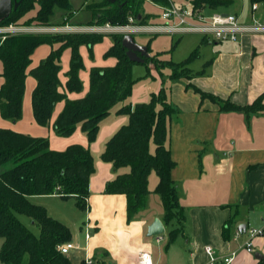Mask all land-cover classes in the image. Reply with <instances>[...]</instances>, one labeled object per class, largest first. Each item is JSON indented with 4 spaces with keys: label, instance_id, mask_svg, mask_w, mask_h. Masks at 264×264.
<instances>
[{
    "label": "crops",
    "instance_id": "0c3cea01",
    "mask_svg": "<svg viewBox=\"0 0 264 264\" xmlns=\"http://www.w3.org/2000/svg\"><path fill=\"white\" fill-rule=\"evenodd\" d=\"M15 3L16 0H0V21ZM85 6L83 2L70 18L66 17L65 25L50 23L47 27L69 26L67 28L85 29L90 25L73 22ZM222 10L216 12L224 13ZM250 11V18H243L238 12L233 14L243 24H249L257 20H254V16L258 17L252 4ZM13 26L25 28L26 25ZM162 33L171 34H157ZM189 34L199 37L189 40L184 55H180L186 57L174 62L185 60L194 49L201 47L199 58L189 66L191 78L168 80L165 83L169 101L175 109L168 124L166 146L176 164L172 179L177 186L179 203L185 213L182 233L169 243V233L173 228L164 223L161 198L154 194L158 179L153 182L152 189L148 186L150 193L146 207L128 222L126 196L105 194V188L117 175L129 172V168L115 169L112 164L99 160L95 165V173L90 178L87 210L89 225L94 231L87 239L88 226L85 225L84 245L80 244V234L71 232L75 247L68 257L73 264H80L86 258L95 264H140L141 252H149L153 264H206L208 255L204 250L205 246L213 247L217 256L236 253L232 264H264V235L253 239V253L243 247L249 239L248 231L251 228H264V112L250 115L244 111L222 112L219 105L210 99H202L196 92L199 89L240 106L252 104L264 93V35H245L237 41H216L201 34ZM179 39L174 48L179 45ZM126 41L129 56L139 60L137 52L144 50L131 45L133 42H129L127 38ZM112 45L111 35L103 34L102 40L93 46L91 58H88V47H80L84 63L80 72L83 89L81 92H67L69 99L82 98L88 93L91 68L115 66L116 58L104 56ZM57 47L58 44L46 43L34 51L25 82L23 117L17 122H10L0 115V127L33 137L47 138L50 148L57 151L65 150L72 144H80L88 147L95 159H101L100 154L106 142L122 125L128 123V116L121 115L119 110L124 105L134 107L138 103L149 101L150 95L159 91L163 81L156 71L151 74H147V71L146 76L138 77L142 80L136 82L127 102L117 108L112 118H108V115L101 121L95 142H88L80 126L71 136L62 137L55 132L53 123L63 110L65 102L56 104L49 125L37 124L32 106L36 80L30 75V70L38 66ZM174 48L172 43V49ZM164 52L167 53L168 50ZM70 58L71 50L66 49L61 57L62 69L59 73L62 91L68 80L66 73ZM169 74L170 71H164V76ZM3 82L4 78L0 77V86ZM151 202L159 203L161 211L151 210ZM156 218L161 220L165 231L160 236H154L153 241L149 239L148 227ZM241 224H246L243 233L238 230ZM237 231L240 232L238 238L235 237Z\"/></svg>",
    "mask_w": 264,
    "mask_h": 264
},
{
    "label": "trees",
    "instance_id": "16d2710c",
    "mask_svg": "<svg viewBox=\"0 0 264 264\" xmlns=\"http://www.w3.org/2000/svg\"><path fill=\"white\" fill-rule=\"evenodd\" d=\"M146 0H102L87 3L85 9L91 12L89 25H125L129 17L146 24L150 15L142 13ZM162 7L169 6V0H149ZM264 0H251L258 3ZM197 11L210 9L218 11L232 0H191ZM34 16L29 17L36 9ZM70 9L69 0H20L19 5L0 21V26L40 25L50 26L55 8ZM70 18V16L68 17ZM67 21L64 20V25ZM113 45L104 54L114 57L113 67H93L90 70V89L78 99H69L67 92H81L83 82L80 72L84 68L80 53L81 46L92 52L103 34H0V61L3 71L0 77V115L3 119L17 122L23 117V96L27 70L31 56L42 44H58L38 66L30 70L36 80L32 93L33 114L37 124L47 126L51 122L58 102L65 105L53 123L55 132L62 137L71 136L80 126L89 143L96 141L100 123L115 104L128 99L137 80L132 78L135 64L144 65L149 71L153 63L163 85L153 92L147 102L134 107L126 105L119 110L128 116V123L122 125L106 142L101 159L115 169L129 168V172L117 175L109 181L105 194H123L127 200V221L131 222L148 202L149 176L154 171L158 176L155 187L162 201L164 223L173 229L169 243L182 233L185 220L184 208L179 203L177 186L172 179L175 162L166 146L168 124L175 112L169 101L166 79L191 78L190 64L200 56L201 47L194 49L181 62L166 60L169 52L157 53L146 60L132 59L123 44L121 34H111ZM178 41H176V44ZM173 45V48L176 46ZM66 49L71 50L68 80L62 91L59 73L61 57ZM139 54V53H138ZM157 58H156V57ZM154 57V58H153ZM140 59V58H139ZM170 74L164 76V71ZM202 99H210L220 106L222 112L244 111L247 115L264 112V93L252 104L237 105L196 89ZM154 144V151L151 145ZM95 173L91 150L80 144H72L65 150L50 148L47 138L33 137L8 128L0 127V248L1 264H73L57 246L72 241L68 226L49 216L45 208L30 202L31 197L57 195L63 199L74 198L76 205L88 209L90 178ZM18 214L30 217L40 228V236L33 233L18 218ZM226 234V229L224 230ZM80 264H87L83 260ZM92 264H95L94 262Z\"/></svg>",
    "mask_w": 264,
    "mask_h": 264
},
{
    "label": "rangeland",
    "instance_id": "374dc122",
    "mask_svg": "<svg viewBox=\"0 0 264 264\" xmlns=\"http://www.w3.org/2000/svg\"><path fill=\"white\" fill-rule=\"evenodd\" d=\"M100 1H102V0H92V1L70 0L69 1L70 2V9H66V10L65 9H61V8H55L54 9V13H53V15L50 18V23H52L53 25H59V24L64 23V19L66 17H69V16L73 15L81 7L83 2L85 4H87V3L93 4V3H99ZM19 2H20V0H16V3L14 4L15 6L14 5L13 6L14 7L18 6ZM169 2L173 3L174 5H176L178 7L187 6V7L192 8L191 0H169ZM251 4H252L251 0H232V3L230 5L225 6V7L221 8V9H223L222 11H224V13L238 12L241 17L250 18ZM36 8H38V6H36ZM35 12H36V9L33 10L31 12V14H34ZM162 12H163V8L162 7H160L158 4H155V3H153V2H151L149 0H146L144 2L143 6H142V13L143 14L145 13L146 15L152 16V18L149 19L150 21L147 22L148 25L149 24H151V25L152 24H162V25L166 24L167 22L162 21V19L160 18V15L162 14ZM212 12H211L210 9H206V10H204V15L209 17L212 14ZM249 12H250V14H249ZM255 13H257L258 17L254 16L255 15L254 14L253 15L255 17L254 20L255 19H257V20L259 19V20H262V22H264V1L258 2V7L255 10ZM88 18H90L89 21H87ZM91 18H92L91 12L88 9H84L73 20V22L74 23H80V25H89V22H91ZM96 26L97 25H90V26L86 27L84 29V31H80V32H77V33L101 34V33L95 32V31H91V28H97V27L102 26V25H98L97 27ZM25 27L30 28L29 32H31L32 34H49V35L50 34L51 35L52 34H55V35H57V34L58 35L59 34H75L73 32H67V31H65L63 33H59V32L55 33V32H51L50 30H48V31L45 30V32L42 31L41 29L37 30V28L38 29L39 28H49L47 26H40V25H37V26H25ZM59 27H62V26H59ZM13 28L20 29V28H23V27L22 26L21 27H16V26H13V25L0 26V34H10V35L24 34L23 31H20L19 33L18 32H14V31L10 32V31L14 30ZM1 29H3V31H8V30H10V31L9 32H1L2 31ZM34 30H37V31H34ZM78 30H80V29L78 28ZM26 34H28V33H26ZM121 35H123V37H124V42L126 41V38H127V40H129V42H130V40L133 42V43H130L131 45L136 46L139 49L144 50V51L137 52V55H136V56H138V59L140 58L139 60H141V61L146 60L148 57L152 58V56H154L155 54L162 53L165 50H168L169 53L165 54L163 56L164 59L173 60V61H180V60H182V59H184L186 57V56H180V55H184L183 53L187 49V45L186 44H188L189 40H193L196 37H199V35H192V34H189V33H186L184 35L183 34L175 35V36L172 35V34H164V33H162V34H141V33H139V34H136V35H133V34H130V33H125V34H121ZM179 38L181 39L179 45L176 48L172 49V43H173V45H175L176 41H178ZM124 42H123V44L125 45ZM92 55H93V52L89 51L88 58H91ZM186 55H188V54H186ZM0 69H2L1 70V72H2L3 71V65H2L1 61H0ZM149 71H150V74L153 73V71H156L155 66H154L153 63L149 64ZM165 71L169 72V70H167V69ZM146 72H147V68L144 65L137 63L133 67L132 78L137 80V82H140L142 80V78H138V77L146 76L148 74V72H147V74H146ZM156 73H157V71H156ZM157 75H158V73H157ZM158 78H160V77H158ZM160 79L162 80V78H160ZM166 81H168V79H166ZM126 102H127V99L124 100V101H120L117 104H115L113 106V108L110 110V113H109L110 117H108V118H112L115 115V111L117 110V108H119L120 106L122 107ZM154 149H155V146H154V144H152L151 145V150L154 151ZM101 155H102V152H101L100 156ZM99 160L102 161V159H99V158L96 157V159L94 160V165H96V163ZM96 168L97 167L95 166V169ZM126 169H128V168H126ZM157 179H158V176L153 171L151 173V175L149 176V185L148 186L150 187V189H152V187H153V182L154 183H155V181L157 182ZM154 194H155V196H157V198H160L159 195L157 193H155V191H154ZM30 202L45 208V210L47 211L49 216H51L52 218L62 222L66 226H68L70 228L71 232L74 231L75 233L80 234L79 240L81 242L80 244H82V245L85 244V239H84L85 238V232H86L85 225L88 226V234L90 236H91V234L94 231V229L89 225V212L87 211L88 209L87 210L80 209L76 205V200L74 198L63 199V198H61L59 196L58 197H54V196H36V198H31ZM150 206L152 208L151 210H153V211H155L156 209H158V211H161V205L159 203L155 204L154 202H151ZM17 216H18L19 220L21 221V223H23L33 233V235L35 237H39L40 236V228H39V226L37 224H35L34 221L30 217H28L26 215H21V214H18ZM156 219H158V218H156ZM149 239L154 241V236L150 237ZM2 243H3V239L0 238V248L2 246ZM0 264H1V262H0Z\"/></svg>",
    "mask_w": 264,
    "mask_h": 264
},
{
    "label": "built area",
    "instance_id": "2783aa9c",
    "mask_svg": "<svg viewBox=\"0 0 264 264\" xmlns=\"http://www.w3.org/2000/svg\"><path fill=\"white\" fill-rule=\"evenodd\" d=\"M92 1V0H87ZM258 3L252 4V9L256 10ZM163 12L161 18L167 23L163 26L140 24L134 17H129L128 23L125 25H112L107 23L97 28H91V31H95L101 34H157L161 32H168L171 34H186L197 33L205 37L212 38L216 41H237L240 37L245 35H264V22L253 21L249 24H243L239 21L238 16L233 13H221L212 12L207 17L204 15V11L200 12L193 8L182 6L178 7L169 2V6L162 7ZM226 14V15H225ZM69 26L52 27V28H37V30H50L51 32L63 33L67 32H80L84 29L79 28H67ZM5 32H29L30 28H20ZM32 29V28H31ZM34 30V31H37ZM249 239L244 244V249L253 253V239L258 236L264 235V228L256 229L251 228L249 231ZM240 232L237 231L235 237L238 238ZM86 238H89V234H86ZM75 245L73 242H67L57 246L59 252L63 255H68ZM208 255V262L206 264H232L236 253H232L225 256H217L213 247L205 246L204 248ZM87 264H92L93 261L89 258L85 259ZM140 264H153L151 254L149 252H141L139 255Z\"/></svg>",
    "mask_w": 264,
    "mask_h": 264
},
{
    "label": "water",
    "instance_id": "95a60500",
    "mask_svg": "<svg viewBox=\"0 0 264 264\" xmlns=\"http://www.w3.org/2000/svg\"><path fill=\"white\" fill-rule=\"evenodd\" d=\"M125 46H126V44H125ZM238 230L240 232H242V233L245 232V230H246V224L239 225L238 226ZM164 231H165V228H164L163 223L161 222V220L155 219L153 221V223H151V225L148 227V236L149 237L160 236V235H162L164 233ZM255 256L257 258H259V255L258 254H256Z\"/></svg>",
    "mask_w": 264,
    "mask_h": 264
}]
</instances>
